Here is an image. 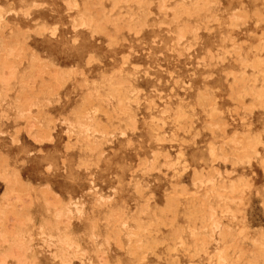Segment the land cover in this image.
I'll list each match as a JSON object with an SVG mask.
<instances>
[{"label":"rangeland","instance_id":"rangeland-1","mask_svg":"<svg viewBox=\"0 0 264 264\" xmlns=\"http://www.w3.org/2000/svg\"><path fill=\"white\" fill-rule=\"evenodd\" d=\"M0 132V264H264V0H0Z\"/></svg>","mask_w":264,"mask_h":264},{"label":"snow or ice","instance_id":"snow-or-ice-1","mask_svg":"<svg viewBox=\"0 0 264 264\" xmlns=\"http://www.w3.org/2000/svg\"><path fill=\"white\" fill-rule=\"evenodd\" d=\"M46 4H33L34 8L46 7ZM58 27H49V26H39V30L37 31L38 35L47 34L53 39L57 37ZM85 41L80 37L79 33H76V38L72 39L67 47L72 50H79L84 47ZM133 54V53H130ZM87 59V67H90L93 64L100 63V54L94 51L88 50L84 53ZM125 61L128 60L126 56ZM57 121H53L52 124L48 125L47 132L45 133V139L40 140L37 139L35 135H31V139L34 141V145L37 147V150H32V148H24L25 158L22 160V163L33 165L38 168L42 173L52 175L55 173L57 168L61 167V160L54 152L48 151V146L51 144H55V128L54 124ZM23 131V129H17V132L14 133L11 137V144L17 145L20 148H23L21 144V138H19V133ZM119 135L126 136V132H120ZM0 136H8L7 132H0ZM43 145V148H39V146ZM253 159L257 160L260 164L261 168H264V147L260 149L259 153H254ZM66 170V164L63 165ZM261 192H264V186L261 187Z\"/></svg>","mask_w":264,"mask_h":264},{"label":"bare ground","instance_id":"bare-ground-1","mask_svg":"<svg viewBox=\"0 0 264 264\" xmlns=\"http://www.w3.org/2000/svg\"><path fill=\"white\" fill-rule=\"evenodd\" d=\"M86 221V220H85Z\"/></svg>","mask_w":264,"mask_h":264}]
</instances>
